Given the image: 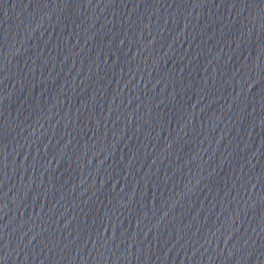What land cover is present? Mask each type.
Here are the masks:
<instances>
[{
	"label": "water",
	"instance_id": "1",
	"mask_svg": "<svg viewBox=\"0 0 264 264\" xmlns=\"http://www.w3.org/2000/svg\"><path fill=\"white\" fill-rule=\"evenodd\" d=\"M0 264H264V0H0Z\"/></svg>",
	"mask_w": 264,
	"mask_h": 264
}]
</instances>
